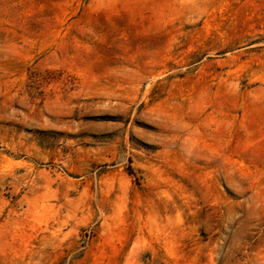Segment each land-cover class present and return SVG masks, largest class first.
I'll list each match as a JSON object with an SVG mask.
<instances>
[{
  "label": "rangeland",
  "instance_id": "obj_1",
  "mask_svg": "<svg viewBox=\"0 0 264 264\" xmlns=\"http://www.w3.org/2000/svg\"><path fill=\"white\" fill-rule=\"evenodd\" d=\"M0 264H264V0H0Z\"/></svg>",
  "mask_w": 264,
  "mask_h": 264
}]
</instances>
